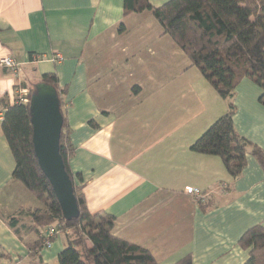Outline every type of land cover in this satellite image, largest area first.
<instances>
[{
  "label": "crops",
  "instance_id": "0c3cea01",
  "mask_svg": "<svg viewBox=\"0 0 264 264\" xmlns=\"http://www.w3.org/2000/svg\"><path fill=\"white\" fill-rule=\"evenodd\" d=\"M167 1L150 0L155 7ZM4 56L15 57L21 70L16 76L0 66V112L19 95L16 84L56 72L67 104L69 167L89 211L115 215V235L149 249L159 264L188 254L193 264L246 262L249 251L238 241L249 227L264 224V169L248 153L232 176L220 155L192 148L227 112L229 100L151 11L126 15L124 0H0ZM261 95L260 86L243 78L233 119L240 135L264 149ZM1 121L0 264H59L63 231L50 247L30 254L45 228H31L29 209L40 203L29 204L26 188L13 179L15 159Z\"/></svg>",
  "mask_w": 264,
  "mask_h": 264
},
{
  "label": "trees",
  "instance_id": "16d2710c",
  "mask_svg": "<svg viewBox=\"0 0 264 264\" xmlns=\"http://www.w3.org/2000/svg\"><path fill=\"white\" fill-rule=\"evenodd\" d=\"M151 11L169 35L199 68L218 95L229 100L228 110L193 143L199 152L220 155L232 176L242 171L248 153H252L264 169V149L240 135L234 126L236 106L233 98L240 81L248 77L262 89L264 104V0H168L159 7L150 0H124V12ZM122 23L119 29L124 30ZM38 82L53 85L60 98L64 124L60 152L73 180L80 209L77 218L67 220L53 186L42 171L33 145V125L30 101ZM28 100L16 95L14 103L4 102L2 131L15 159L13 179L20 182L42 205L29 209L34 231L54 227L67 236V244L59 253V264H159L152 252L113 233L116 217L104 211L91 213L86 199L69 167L73 153L66 124L64 92L55 71L44 73L39 81L31 82ZM29 82L16 84V89ZM204 205L207 204L200 202ZM16 219L10 224L15 227ZM72 230L74 238L68 230ZM57 234L51 238L53 242ZM44 231L29 246L35 257L46 246ZM238 244L249 251L243 264H264V224L249 227ZM4 254L1 252L0 256ZM2 257V256H1ZM174 264H193L191 254Z\"/></svg>",
  "mask_w": 264,
  "mask_h": 264
},
{
  "label": "water",
  "instance_id": "95a60500",
  "mask_svg": "<svg viewBox=\"0 0 264 264\" xmlns=\"http://www.w3.org/2000/svg\"><path fill=\"white\" fill-rule=\"evenodd\" d=\"M33 125V145L38 163L50 180L67 220L77 218L79 205L73 180L66 170L60 152L64 116L57 89L45 82H38L30 101Z\"/></svg>",
  "mask_w": 264,
  "mask_h": 264
},
{
  "label": "built area",
  "instance_id": "2783aa9c",
  "mask_svg": "<svg viewBox=\"0 0 264 264\" xmlns=\"http://www.w3.org/2000/svg\"><path fill=\"white\" fill-rule=\"evenodd\" d=\"M57 58L62 59L60 54L56 55ZM0 66L5 67L10 70L11 73L18 75L19 71L21 70V63L13 56H4L0 57ZM20 98L26 102L28 100V96L30 93V89L27 87H22L19 90ZM4 111L0 112V119H3ZM187 193L193 194L197 199L205 201L208 199V193L204 192L200 188L197 187H188L186 189ZM46 237V246L50 247L52 244L51 238L57 234V231L54 227L48 226L43 229Z\"/></svg>",
  "mask_w": 264,
  "mask_h": 264
},
{
  "label": "rangeland",
  "instance_id": "374dc122",
  "mask_svg": "<svg viewBox=\"0 0 264 264\" xmlns=\"http://www.w3.org/2000/svg\"><path fill=\"white\" fill-rule=\"evenodd\" d=\"M33 85H34L33 83L28 84V87H27V88H28V89H31V87L33 88ZM24 189H25V188H24ZM25 191H26V193H28V195H30V202H29V204H32L31 201H38V200H37V199H36V198H35V197H34V196H33V195H32L27 189H26ZM39 203H40V202H39ZM41 205H42V204L40 203V206H41ZM68 232H69L70 235H72L71 238H74V235L72 234V230L69 229Z\"/></svg>",
  "mask_w": 264,
  "mask_h": 264
}]
</instances>
